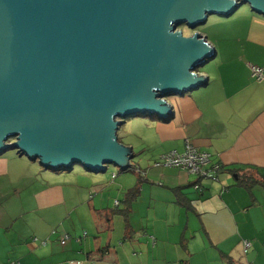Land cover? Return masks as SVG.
Instances as JSON below:
<instances>
[{"label":"crops","instance_id":"1","mask_svg":"<svg viewBox=\"0 0 264 264\" xmlns=\"http://www.w3.org/2000/svg\"><path fill=\"white\" fill-rule=\"evenodd\" d=\"M218 24L205 87L169 97L168 120L132 121L133 175L0 156V264H264V78L252 71L264 16L245 7ZM187 142L220 165L217 180L154 166Z\"/></svg>","mask_w":264,"mask_h":264},{"label":"water","instance_id":"2","mask_svg":"<svg viewBox=\"0 0 264 264\" xmlns=\"http://www.w3.org/2000/svg\"><path fill=\"white\" fill-rule=\"evenodd\" d=\"M264 0H0V156L15 150L46 169L127 171L123 119L168 120L170 96L205 87L216 57L202 34L211 15Z\"/></svg>","mask_w":264,"mask_h":264},{"label":"rangeland","instance_id":"3","mask_svg":"<svg viewBox=\"0 0 264 264\" xmlns=\"http://www.w3.org/2000/svg\"><path fill=\"white\" fill-rule=\"evenodd\" d=\"M245 7H249L250 8V6L245 5V6H242L239 10H241L242 8H245ZM229 18H231V17H229ZM229 18L222 17V16H219V15H211L208 18V21L206 22V24L199 26L196 30H190V29H188L185 26H181V27H185L184 28V32H183L185 36L189 37V36H192L195 32H198V33L202 34L204 37H206L207 41L209 43L213 41L214 43H212V46L214 47V49L216 48V50H217L216 44H219V46L222 45L220 40L224 39L225 36H224L223 32L226 30L225 26H221L220 24H218V21L219 20H224V19L228 20ZM179 30L182 31V29H180V28H179ZM218 41L220 43H218ZM216 60H217V58H214V59L208 61L205 65H203L199 69H197L196 72L199 73V74L201 73L203 75L209 73L210 72V68L216 63ZM146 116L150 117V118L161 120L157 116H150V115L130 116V117H127V118L122 120V121H124V123H127V124H124L123 126H121V128H123V129L121 131L119 130V133H118L119 141L122 144H123L124 141L132 143V144L133 143L135 144V143L139 142V140L137 138V134L140 132V130H138V124L137 125L135 123L133 124L132 121H135V119H139L141 117H146ZM136 160L137 159H133L132 160V164H131L132 166L136 165V163H135ZM74 169L76 171L77 170H83V167L81 165H75ZM133 169L134 168L130 169L129 171H131ZM129 171L125 172V171L121 170L120 167H117V166H114V165H109L108 166V171L104 174V176L105 175L108 176V175L112 174L113 172H116L117 174H119V173L121 174L122 173V175H124V174L133 175V172H129Z\"/></svg>","mask_w":264,"mask_h":264},{"label":"built area","instance_id":"4","mask_svg":"<svg viewBox=\"0 0 264 264\" xmlns=\"http://www.w3.org/2000/svg\"><path fill=\"white\" fill-rule=\"evenodd\" d=\"M252 71L254 76H256L259 80L264 78V69L260 67H252ZM210 163V154L199 151L197 148L187 142L186 149L183 153H180L178 151H170L168 153H165L159 157V160L155 162L154 166L177 168L204 179L217 180L218 174L222 168L219 164H215L210 167ZM114 177H116V174L114 175ZM67 240H69L68 236L62 241V244L65 245ZM250 246L251 244L246 241L245 250L247 251ZM15 264L21 263L16 262Z\"/></svg>","mask_w":264,"mask_h":264},{"label":"trees","instance_id":"5","mask_svg":"<svg viewBox=\"0 0 264 264\" xmlns=\"http://www.w3.org/2000/svg\"><path fill=\"white\" fill-rule=\"evenodd\" d=\"M184 28L185 27H180V29H182V31L184 32ZM133 167H130V169H132ZM138 170V169H137Z\"/></svg>","mask_w":264,"mask_h":264}]
</instances>
